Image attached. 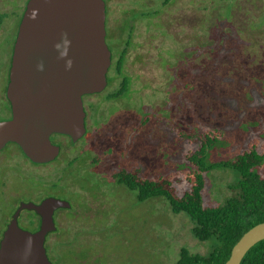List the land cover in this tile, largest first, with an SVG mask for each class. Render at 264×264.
<instances>
[{
	"label": "rangeland",
	"instance_id": "374dc122",
	"mask_svg": "<svg viewBox=\"0 0 264 264\" xmlns=\"http://www.w3.org/2000/svg\"><path fill=\"white\" fill-rule=\"evenodd\" d=\"M27 1L0 0V89ZM105 3L110 46L114 34L124 39L118 30H128L124 20L132 25L122 73L112 64L106 89L82 97L81 138L51 135L61 145L53 161L33 163L12 142L0 150V230L12 209L4 183L22 189L24 198L41 190L70 202L72 217L57 212L58 237L47 250L52 264H177L181 248L206 254L212 239L196 238L190 217L174 213L163 196L140 201L112 173L131 166L147 177L173 173L182 195L192 169L186 156L205 130L222 132L205 155L207 165L233 159L254 141L264 150V0ZM2 92L0 120L11 116ZM203 178V204L220 205L239 173L219 167Z\"/></svg>",
	"mask_w": 264,
	"mask_h": 264
},
{
	"label": "water",
	"instance_id": "95a60500",
	"mask_svg": "<svg viewBox=\"0 0 264 264\" xmlns=\"http://www.w3.org/2000/svg\"><path fill=\"white\" fill-rule=\"evenodd\" d=\"M105 0H28L13 46L6 94L11 117L0 120V150L15 142L35 163L54 160L60 146L52 133L77 141L86 132L82 96L107 86L111 50L106 42ZM66 34L67 57L55 47ZM71 59V68L65 67ZM43 62V71L37 65ZM66 199L49 196L40 203L22 202L0 240V264H52L45 234L55 229L53 211L70 207ZM35 209L41 215L36 231L21 228L17 213ZM264 239V220L247 229L224 264H240L256 242Z\"/></svg>",
	"mask_w": 264,
	"mask_h": 264
},
{
	"label": "trees",
	"instance_id": "16d2710c",
	"mask_svg": "<svg viewBox=\"0 0 264 264\" xmlns=\"http://www.w3.org/2000/svg\"><path fill=\"white\" fill-rule=\"evenodd\" d=\"M126 23L131 30L130 21ZM116 66H121V60ZM124 87L125 82L120 92ZM221 135V130L216 127L205 130L201 133L204 139H201L199 148L186 156L192 169L186 174L189 189L182 195L176 193L173 173L147 177L141 174L139 166H132L113 174L119 183L135 190L140 201L163 196L174 213L183 211L190 217L193 221L192 233L196 238L201 241L212 239L213 244L206 254L181 248L177 264H224L240 236L264 220V150L259 152L258 143L254 141L231 160L205 164L207 151L219 141ZM261 147L264 148V144ZM219 167L236 169L239 179L222 204L204 205L203 173ZM240 264H264V239L250 247Z\"/></svg>",
	"mask_w": 264,
	"mask_h": 264
},
{
	"label": "flooded vegetation",
	"instance_id": "af4514ba",
	"mask_svg": "<svg viewBox=\"0 0 264 264\" xmlns=\"http://www.w3.org/2000/svg\"><path fill=\"white\" fill-rule=\"evenodd\" d=\"M26 6V5H25ZM24 10H25V7H24ZM24 10H23V12H24ZM22 15H23V13H22ZM21 18H22V16H21ZM107 19H108V17H107V14H106V20H105V25H106V40H107V38H108V35L109 34H113L112 33V30H110V28L108 27V25H107ZM21 20V19H20ZM125 21V24H126V22H127V20H124ZM20 23V22H19ZM18 27H19V25H18ZM131 27H132V25H131ZM0 28H1V25H0ZM118 30H122L123 32H124V39L122 40V38H121V36L119 35L118 37H120V39L118 38V37H116V34H114V39H115V41H116V44L114 43V45H113V47L112 46H110L108 43V47H109V49L111 50V64H110V66H112V64L114 65L116 62H118L119 60H121V65L123 64V62H124V58H125V53H126V50H127V48L129 47V45H130V39H129V34H130V32H131V30H132V28H131V30H129V28H128V30H123V29H121V27H119V29ZM17 32H18V30H17ZM16 36H17V33H16ZM16 36H15V39H16ZM15 39H14V42H15ZM117 39V40H116ZM14 42H13V45H12V51H11V55H10V63H9V67H8V79H7V84H8V82H9V71H10V66H11V60H12V52H13V46H14ZM107 42V41H106ZM116 52L118 53L117 54V57L115 58L114 57V55L116 54ZM114 58H115V60H114ZM110 66H109V68H110ZM122 67V66H121ZM108 68V69H109ZM114 68H115V65H114ZM116 73H122V68H116ZM108 71H107V85H108ZM7 84H6V87H4V89L3 88H1L0 90L1 91H3L2 92V97H4L5 99H6V101H7V103H8V105H9V107H10V110H11V105H10V101L8 100V98H7V94H6V89H7ZM106 89V87L103 89V90H101V91H104ZM100 91V92H101ZM116 91H119V89L118 90H116ZM94 93H87V94H84L82 97H85V96H87V95H93ZM83 104H84V101H83ZM85 108V111H86V113H87V110H86V106L84 107ZM11 117V116H10ZM9 117V118H10ZM8 119V118H7ZM85 124H86V116H85ZM52 134H61V133H52ZM51 134V135H52ZM63 135H65V134H63ZM68 136V135H67ZM69 137V136H68ZM70 138V137H69ZM50 139H51V136H50ZM71 139V138H70ZM52 141V140H51ZM53 143H55V144H58L59 146H60V152H61V145L59 144V143H56V142H54V141H52ZM10 143V142H9ZM12 143H14L17 147H19V145L17 144V143H15V142H12ZM8 144V143H7ZM132 147V143L130 142V148ZM20 148V147H19ZM21 149V148H20ZM22 151V150H21ZM59 152V153H60ZM23 153V152H22ZM24 154V153H23ZM25 155V154H24ZM59 155V154H58ZM25 157L28 159V160H30L26 155H25ZM58 157V156H57ZM31 161V160H30ZM53 161V160H52ZM32 162V161H31ZM50 162V161H49ZM33 163H35V162H33ZM46 163H48V162H46ZM36 164H42V163H36ZM132 167V166H131ZM130 167V168H131ZM120 169H128V168H119V169H117L116 171H113V173H112V177L114 178V176H113V174L115 173V172H117V171H119ZM114 180H115V182L116 183H118V184H121V183H119L115 178H114ZM121 185H124V184H121ZM125 186V185H124ZM7 187V185L5 186V184L4 183H2L1 184V188L3 189L2 190V193L4 192L5 193V190L7 191V193H5V195H7V197L8 198H10V203H11V205H12V209H11V211H10V213L9 214H7V215H5V216H3L2 217V219H3V227H2V229L0 230V240H1V238H2V236H3V233H4V231H5V229L7 228V226H8V224L10 223V221L13 219V215H14V213L18 210V208H19V206L21 205V203L22 202H27V201H32V202H34V203H40L44 198H46V197H49V196H53V197H58V196H56V195H53V194H48V193H43L42 194V191L41 190H34L33 191V194L32 195H30L29 196V198H24L25 197V192L22 190V189H17V190H15V189H7L6 188ZM126 187V186H125ZM126 188H128V187H126ZM129 189V188H128ZM129 190H131V189H129ZM41 192V193H40ZM3 193V194H4ZM42 194V195H41ZM38 195H40V196H38ZM58 198H62V197H58ZM62 199H64V198H62ZM71 208V205H70V207H58V208H56L54 211H53V221H54V225H55V229L54 230H50V231H48L46 234H45V240H44V247H45V249H46V253H47V250H48V246L50 247V246H52L53 245V243L54 242H50V240L51 239H54V238H57L58 236H57V234H58V231H59V227H58V221H57V212L58 211H63V210H66V215H67V213H68V211H69V209ZM68 217H72L71 215L69 216V215H67ZM17 223H18V225L21 227V228H23V229H27V230H29V231H36V230H38L39 228H40V225H41V215L38 213V212H36L35 211V209H28V208H22V209H20L19 211H18V213H17ZM66 232H69V231H65L64 233H66ZM56 242H57V240H56ZM48 255V254H47ZM48 258H49V256H48ZM50 259V258H49ZM51 261V260H50Z\"/></svg>",
	"mask_w": 264,
	"mask_h": 264
},
{
	"label": "clouds",
	"instance_id": "9594fccd",
	"mask_svg": "<svg viewBox=\"0 0 264 264\" xmlns=\"http://www.w3.org/2000/svg\"><path fill=\"white\" fill-rule=\"evenodd\" d=\"M69 44H70V41L67 39V36L65 34V36L62 37V41L60 43H57L55 45V47H56V49L58 51L59 57L61 59H64L65 57H67V51H68ZM71 66H72L71 59H65V67L66 68H71ZM37 68H38V70L43 71V69H44V63L43 62H40L37 65Z\"/></svg>",
	"mask_w": 264,
	"mask_h": 264
}]
</instances>
